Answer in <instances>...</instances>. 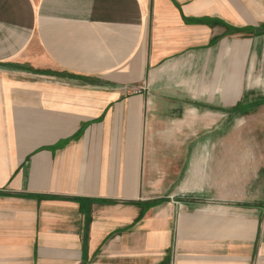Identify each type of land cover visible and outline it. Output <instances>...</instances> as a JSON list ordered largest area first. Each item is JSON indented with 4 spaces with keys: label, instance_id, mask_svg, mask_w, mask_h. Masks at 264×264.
Here are the masks:
<instances>
[{
    "label": "crops",
    "instance_id": "obj_1",
    "mask_svg": "<svg viewBox=\"0 0 264 264\" xmlns=\"http://www.w3.org/2000/svg\"><path fill=\"white\" fill-rule=\"evenodd\" d=\"M249 139L264 0H0V264H264Z\"/></svg>",
    "mask_w": 264,
    "mask_h": 264
},
{
    "label": "rangeland",
    "instance_id": "obj_2",
    "mask_svg": "<svg viewBox=\"0 0 264 264\" xmlns=\"http://www.w3.org/2000/svg\"><path fill=\"white\" fill-rule=\"evenodd\" d=\"M242 129H243V127H242ZM244 129H247V130H253V131H255V130H257V128H256V122H252L251 124H249L248 125V127L246 128H244ZM236 141V140H235ZM238 141V140H237ZM243 141V140H242ZM245 141H247L248 142V144L250 145V146H252L251 144H252V142H253V146L257 143V142H259V143H261V142H263L264 143V139H249V140H245ZM263 157H264V155H263ZM261 175H263V181H264V170H263V172H261Z\"/></svg>",
    "mask_w": 264,
    "mask_h": 264
},
{
    "label": "trees",
    "instance_id": "obj_3",
    "mask_svg": "<svg viewBox=\"0 0 264 264\" xmlns=\"http://www.w3.org/2000/svg\"><path fill=\"white\" fill-rule=\"evenodd\" d=\"M258 103L260 104V103H262V102L259 101V102H257V104H258ZM238 109H240V104L237 106V110H238Z\"/></svg>",
    "mask_w": 264,
    "mask_h": 264
},
{
    "label": "built area",
    "instance_id": "obj_4",
    "mask_svg": "<svg viewBox=\"0 0 264 264\" xmlns=\"http://www.w3.org/2000/svg\"><path fill=\"white\" fill-rule=\"evenodd\" d=\"M136 92H138V90H135Z\"/></svg>",
    "mask_w": 264,
    "mask_h": 264
}]
</instances>
